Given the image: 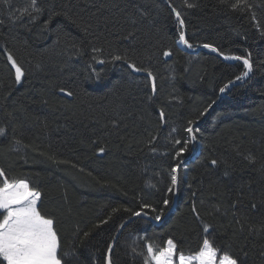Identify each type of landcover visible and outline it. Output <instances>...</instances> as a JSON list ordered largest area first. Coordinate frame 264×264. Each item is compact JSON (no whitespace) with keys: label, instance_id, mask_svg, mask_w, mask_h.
Returning <instances> with one entry per match:
<instances>
[{"label":"trees","instance_id":"obj_1","mask_svg":"<svg viewBox=\"0 0 264 264\" xmlns=\"http://www.w3.org/2000/svg\"><path fill=\"white\" fill-rule=\"evenodd\" d=\"M28 2L0 4V126L6 129L0 136V168L10 178H27L42 192V211L62 210V247L78 253L76 264H102L108 243H114L113 264H143L140 253L146 254V244L158 248L168 239L178 252L194 253L205 235L204 223L215 227L216 244H231L233 252L246 245L247 264H264V234L248 236L249 225L259 231L264 217L253 213L241 231L226 211L240 196L236 218H242L249 201L259 205L264 199V0H248L252 8L245 12L232 11L219 0H190L199 5L194 9L173 0L185 13L183 30L191 48L210 44L227 57L251 53L253 71L240 81L242 60L226 62L207 48L192 53L176 42L181 29L166 0H40L58 10L63 4L84 9V19L92 24L87 36L83 25L63 16L47 31L46 15L27 27V19L10 22L11 12L18 15ZM100 4L105 7L97 11ZM129 32L133 35L122 39ZM93 46L103 51L93 53ZM164 51L172 55L164 57ZM8 53L25 72L19 84ZM113 53L149 68L156 76V94L144 72L112 61ZM60 87L74 95L65 96ZM189 120L196 125L195 146L176 158L173 138L187 139ZM98 147L105 152L98 153ZM248 155L255 163L244 159ZM213 158L219 164L207 167ZM177 163L182 165L177 203L158 224L159 210L164 209L163 219L175 204L176 191L168 193L167 187ZM141 203L157 211L144 209L146 215L139 217L124 211H141ZM84 232L90 235L85 238Z\"/></svg>","mask_w":264,"mask_h":264},{"label":"snow or ice","instance_id":"obj_2","mask_svg":"<svg viewBox=\"0 0 264 264\" xmlns=\"http://www.w3.org/2000/svg\"><path fill=\"white\" fill-rule=\"evenodd\" d=\"M166 2L171 14L174 15L175 20L178 22L181 29L176 42L191 48L192 44L189 43L185 31L183 30L185 27V21L182 17L185 13L178 10V6H173V0H166ZM219 2L221 5L226 6L232 11L245 12L252 8V5L248 3V0H235V2L232 3H230L229 0H219ZM0 4L11 7V0H0ZM198 6L199 5L195 2L183 0V4L179 7L194 9ZM103 7H105V5L100 4L97 11ZM17 11L19 12L18 15L17 12H11L9 17L10 22L16 23L17 21L27 19V24L25 25L27 27L28 25H35L40 21L42 16L46 15L47 18L43 20V30L47 31L52 21L57 16H63L78 27L83 25L81 30L86 36L91 34L89 29L92 28V24L84 19L82 15L84 9L74 11V6H69L68 4L61 5L58 10L54 4L45 7L40 0H29L26 6ZM121 11H124V9H121ZM95 15V12L90 13V16ZM143 15L144 14L141 13V16ZM253 19H255L254 15ZM131 22L135 25L137 21L135 18H131ZM3 23L4 20L0 19V24ZM106 23L107 21H105V24ZM256 26L257 28L260 27L259 24ZM97 27H99V24H97ZM132 35L133 33L129 32L128 35L122 37V39L127 40ZM203 47L210 48L213 52L218 51L217 48L210 44H204ZM102 51V48L95 46L92 47L93 53H100ZM171 55V51L163 52L164 57H170ZM221 55H223V53H221ZM224 58L237 61L242 60L245 71H243L241 75L236 76L237 81L248 78L249 74L253 71L250 52L247 57L225 56ZM93 59H96V57L93 56ZM111 59L112 61H123L134 73H146L147 78L151 81V91L153 95L156 94V76L149 68L137 66L135 62L130 61L127 54L119 55L113 53ZM7 61L9 62L11 69L14 70L15 83L19 84L25 75L22 66L11 53L7 54ZM104 62L105 61L103 60L98 61V63L101 64ZM227 87L228 86L225 85L224 88L220 89V92L223 93ZM59 92L67 97H72L74 95L71 90H68L65 87H60ZM152 98V96L148 97L149 100H152ZM211 107L212 105L210 104L200 115H204ZM159 119L161 124L165 122V113L163 109L159 111ZM115 126L116 125L114 124V127ZM172 131L175 132L177 129L173 128ZM184 131L188 134L187 139L173 138L174 146H176L174 151V156L176 158H181L184 153L188 152L190 145L193 147L195 146L196 135L194 134L192 120L188 121ZM4 135H6V129L0 127V136ZM155 139L156 137H153L152 141L149 143L154 142ZM15 143L21 144V141L16 140ZM93 143L96 142L93 141ZM150 150L153 153L157 151L155 147H152ZM97 151L98 153L103 154L105 148L98 147ZM244 159L250 164L255 163V158L252 155H248L244 157ZM218 164V159L213 158L206 166L215 168ZM73 167H75V165H73ZM180 167V163H177L170 169V184L167 187L168 193L175 192L181 183L179 178ZM261 168L264 170V165H262ZM224 175L227 176L229 173L225 171ZM189 188H191L190 184ZM192 195L195 196V193ZM162 203L167 207L170 204V201L165 198ZM201 203H203V201H201ZM240 205L241 199L240 196H237V198L228 205L226 211H231L235 223L241 226V231L244 230V223L248 222L249 217L253 213L264 217V199L260 201L259 205L255 202L249 201V204L245 205L247 213L242 218H236L237 212L240 210ZM42 208V192L35 185L31 184L27 178H10L6 174V171L3 168H0V264H76L75 258L78 256V253L75 251H65L62 247V237L60 233L61 221L59 219V216L62 215V210L44 212L42 211ZM140 209L141 211H133L132 209L125 208L124 211L131 212V215L136 217H139L142 214L146 215V213L143 212L144 209H151L153 212L157 211L155 207L147 203H141ZM112 211L113 213H116L120 211V209H113ZM192 211L196 214L197 219H200L199 211L195 203L192 205ZM216 211H219V207H217ZM163 215L164 209L162 208L154 219L160 221ZM109 219H111V217H109ZM107 222V220L101 221V223ZM120 227L123 228L124 224H121ZM202 231L205 235L202 237V243L198 250L194 253L185 254L183 252H178L177 244L173 239H168L166 241V246L158 248L154 247L152 243H147L146 254L144 252L140 253V255L144 257L143 264H247L249 252L246 245L241 246L236 252H233L231 244L220 245L215 243L213 234L216 229L213 225L204 223ZM254 234H264V225H262L259 231H257L254 226L250 224L248 236ZM89 235L88 232L83 233L85 238ZM244 239L247 240V237H244ZM113 240L115 241V237ZM132 251L135 252L136 249L133 248ZM221 252L223 253L222 255L219 254ZM113 253L114 243H108L106 245L105 254L102 257V264H113ZM260 256L262 260H264V250L260 252Z\"/></svg>","mask_w":264,"mask_h":264},{"label":"water","instance_id":"obj_3","mask_svg":"<svg viewBox=\"0 0 264 264\" xmlns=\"http://www.w3.org/2000/svg\"><path fill=\"white\" fill-rule=\"evenodd\" d=\"M185 34H186V30H185ZM186 38H187V35H186ZM182 47H185L188 51H191L192 53H198V52H200L201 50H203L204 49V47L203 46H199V47H197V48H189V47H187L186 45H181ZM207 49H209V50H211L210 48H207ZM216 55L218 56V57H220L221 59H223L224 61H226V62H229V63H233V62H236L237 60H233V59H225L224 57L225 56H223V55H221L220 54V52H216ZM252 73V72H251ZM250 73V74H251ZM146 76H147V74L146 73H144ZM250 74H249V76H250ZM225 92V91H224ZM224 92L223 93H221V95L223 96L224 95ZM210 112H211V110H210ZM209 115V114H208ZM207 115V116H208ZM206 116V117H207ZM196 125H194L193 126V129H194V127H195ZM198 152V150H196L195 151V153H197ZM194 153V154H195ZM188 161V160H187ZM186 161V162H187ZM182 166V165H181ZM176 203H177V191H176V200H175V204H174V206L172 207V209L168 212V214L162 219V220H160V221H157V223L158 224H160L165 218H167L170 214H171V212L173 211V209L175 208V206H176ZM149 218V217H148ZM117 238V237H116Z\"/></svg>","mask_w":264,"mask_h":264},{"label":"rangeland","instance_id":"obj_4","mask_svg":"<svg viewBox=\"0 0 264 264\" xmlns=\"http://www.w3.org/2000/svg\"><path fill=\"white\" fill-rule=\"evenodd\" d=\"M1 127V126H0Z\"/></svg>","mask_w":264,"mask_h":264}]
</instances>
